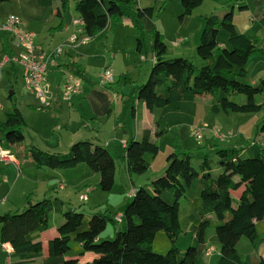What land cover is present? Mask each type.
I'll list each match as a JSON object with an SVG mask.
<instances>
[{
  "label": "trees",
  "instance_id": "16d2710c",
  "mask_svg": "<svg viewBox=\"0 0 264 264\" xmlns=\"http://www.w3.org/2000/svg\"><path fill=\"white\" fill-rule=\"evenodd\" d=\"M36 1L39 8L45 9L58 3V15L69 3ZM8 2L0 0V4ZM202 3L203 0H180L182 13L178 20L186 24ZM237 9L244 11L246 6L239 4ZM74 11L83 21V32L89 39L112 29L127 14L141 34L150 35L153 60L145 83L133 98L147 111L164 108L179 111L182 103L202 97L211 98L209 110L213 114L262 111L263 104L256 98L264 93V79L254 86L243 83L248 61L261 55L262 50L250 33L238 32L233 25L232 9L222 16L211 14L203 18L195 47L202 62L200 68L185 58H166L167 46L153 24L152 7L139 8L136 0H78ZM261 24L264 26V16ZM220 29L227 37L224 47L217 42ZM135 45L141 57L144 48L141 38L136 39ZM63 69L77 80L83 79L81 73L68 65ZM26 128L21 113L12 106L0 123V147L16 160L24 156L30 159L36 169L70 170L83 164L98 175L97 189L111 192L115 166L105 148L89 142H76L64 154L27 148L23 135ZM259 132L264 134V118ZM157 153V143L151 140L149 131L138 139L128 140L123 158L128 176L145 174ZM21 164L19 167L23 169V161ZM241 187L242 193L233 199L231 192ZM181 209L191 233L190 244L183 253L175 246L183 232ZM53 213L60 217V222L43 258L39 235L48 229L49 215ZM121 213L124 230L116 231L112 241H97L111 222L109 217L99 213L89 217L76 211L63 213L60 202L44 199L29 204L20 213L0 216V244H8L12 250L8 264H77L78 258L86 253L95 256L92 264H205L199 256V247L206 244L207 231L212 227L219 245L216 264H247L240 250L241 242L253 249L264 241V144L232 149L213 146L196 160L186 153L173 152L166 157L163 173L147 186L137 188Z\"/></svg>",
  "mask_w": 264,
  "mask_h": 264
},
{
  "label": "crops",
  "instance_id": "0c3cea01",
  "mask_svg": "<svg viewBox=\"0 0 264 264\" xmlns=\"http://www.w3.org/2000/svg\"><path fill=\"white\" fill-rule=\"evenodd\" d=\"M213 1L217 4H220V0ZM228 1H234L236 6L239 4L246 6V9L244 11L239 12H247V14L250 15L248 24H243L240 29H238V32L250 33L255 39H257V37L259 39L262 38V36H264V26L261 24V20L264 16V0ZM12 2H15L16 6H19L20 9L16 15H0V28L2 23L8 16H15L20 20V22H23V28H26V32H30L34 35L33 40L35 45L39 46L47 52H53L55 49L61 48L63 53L59 56H55L47 67L45 83L50 99V106L45 111L38 110L39 106L36 98L32 94L26 92V90L24 89L22 67L17 66V68L14 69L15 71L12 70L14 72V77L17 78L19 76L22 81L21 92L23 93H20V99H18V102L12 103V98L15 95L14 90L9 91L13 93L11 96V100L7 99V101L5 102L0 101V123L5 121V112L9 108L8 104L11 103L19 110L27 125V128L23 131L24 146L27 148L33 146L48 153H67L70 147L76 142H89L93 145L105 148L108 152L109 148H111L112 145L119 144L121 146V149L125 151L126 142L130 139L140 138L144 131H149L151 140L160 145H158L159 151L156 158L152 161L153 163H151L148 171L146 172L147 176H144V178H142L143 176L129 177L124 166V181L120 180L118 184V190H116L117 182L114 181L113 188L111 192L107 193V196H104V194H98V175L89 172V170H84L82 166H77V168L75 167L74 170L70 169V171H75L76 169L82 171L85 179H82L80 181L75 179L73 181L72 179L69 180L67 176H65V170H62L61 172V170L36 169L32 166L30 159H27L25 156L22 160H16L13 157V164H0V216L4 214H15L20 212L19 209H17L16 211H11L14 210L11 208L13 204L12 199L14 197L15 189L18 182L21 180L28 187L30 186L32 190L30 193H28V196H26L25 205H22V208L24 209L27 208L29 204L32 205L39 201L47 199L49 201L60 202L61 210L63 213L66 211L81 212L82 210H86L84 215H87L86 217H89L94 213L102 214L101 212H98L99 210H96L100 206V204H104L108 206L106 210L113 214L114 218L116 215L122 214V210L130 201L129 199H131L132 194L137 188L141 186H147L151 182V180L163 173L166 166V157L169 154L173 153V150H175L166 149L162 153L161 140L163 137L167 136L168 130H159V123L153 124L149 118H145V125H143V127L139 121L136 122L135 120L134 132L132 136L129 135V133L119 125H117V127L113 130V124L112 122H107V118H111L112 115L114 116L116 114V108L114 106V102H112L111 97L112 94L115 95V88L111 87L114 82L108 88H100L96 86L98 85L97 82L99 75L103 70L108 68H110L111 70H115L116 66L118 65L116 59H119V54L115 59L112 55L108 56L107 61V54L109 53L107 50H109V47L112 43L118 42L122 46L123 54L121 55L124 56L123 59H126V56H130L131 54H133V56H130L131 63L129 67H140L138 62H140L141 60L139 55L136 53L135 43L136 39L139 38L141 33L133 24L132 20L130 19V15L127 14L118 23H116L112 29H109L104 34L98 36V38L89 39L84 35L83 32L77 34V40L72 44L68 42L69 38L77 30H80L83 27L72 25V21L79 18L78 14L75 11L70 18L66 17V9L68 8L69 3L65 11H63L59 15L56 12L59 4L56 2L53 3L51 8L49 9L39 8L37 6L36 0H9L8 3L0 4V7H5L6 5H8L6 7H10V4ZM35 5L38 10H34V12H31L27 16V21H25V19L22 17L23 14H25L26 10L28 9L32 10ZM166 5H168L167 0ZM250 7L252 8V10ZM231 9L233 11V7ZM220 12H227V7H224L223 5V9ZM191 15L188 19L189 23L187 22L186 24L177 26L176 31H174L173 37L167 34V30L161 29L156 24L154 25L158 29L164 43L167 46L168 55L166 58L170 59L181 57L192 62L195 61V59H198V61H200L195 54V47L198 43L200 30L201 28H203V24L201 23V21L203 22V18L210 15H205L199 18L200 22L197 23L195 28L190 27V24L192 22ZM38 23H43L44 30L50 32L47 37L41 39L40 33H34L35 31H30V28L33 25H38ZM28 29L29 31H27ZM258 30L262 31L263 33H259ZM147 37L151 45L150 35ZM226 39L227 37H221L218 46L224 47L226 45ZM125 45H127V48H124ZM15 48H18L16 46L15 40L12 37L1 32L0 30V57H11L13 55V51H15ZM258 48L260 49L259 45ZM147 51L148 50H146L145 53L142 51L141 56L144 55L143 57L145 59L147 57L145 56V54H147ZM110 59L113 60L110 61ZM253 59L259 58H251L248 61L247 65ZM150 60L151 62L153 60L152 54ZM66 65H68L72 70H75L83 75V79L78 80L80 87L79 93L72 97L70 104L63 102L61 99V85L64 82L65 76L67 74H70L68 71L63 69ZM96 66V73H93V70ZM93 77H96L97 80L93 79ZM115 98L116 96H114V99ZM201 99L202 98H197L193 102L182 103L179 111H181L183 107H189L190 110L186 115L188 117L190 116L194 118L198 111L199 105H201V102L198 101H203ZM205 99L206 100L204 101V103L208 104V107L206 106V108L209 109L211 98L207 97ZM133 104L134 105L131 108V116L134 118L136 115H138V107L141 104L136 103L134 100ZM143 108L145 109L144 106ZM116 111H119V108ZM145 111L147 110L145 109ZM156 111H165V108ZM191 113L193 114L190 115ZM214 119H216V123L213 124V126L220 128L224 135H227V137L223 136L225 139V141L223 142H226V145L228 146L224 145L223 142H217L216 139L213 138L212 131L216 129L213 128L210 130L211 134L207 131V134L209 135H205L202 138V142L197 148L199 152H196V157L202 156L213 146L224 149H232L245 148L251 145H244L242 143L246 140L243 137L242 133H235V135H233L234 133L232 132L234 131V124H232V122H229V120L227 122L221 121V118L214 117ZM153 125L156 128L152 127ZM117 129H120L121 133H119ZM157 132H160L159 136L156 135ZM263 144L264 141L260 145ZM164 153V162H159L157 169L155 171H152V168L154 167L156 161H158V156L163 155ZM21 161H23V169H20L19 167L22 165ZM26 167H28V171L30 169L34 170V172H32V178L25 176L24 173L26 172ZM115 169L117 170L116 167ZM70 173H72L70 175L74 177L77 176L75 172ZM127 179L129 182V187L127 185ZM242 191L243 188L241 187L239 190L231 192V196L236 200L238 199ZM111 193H114V195ZM83 196L86 197L84 201L81 200ZM95 198H98V201H96ZM2 199H4L3 203H1ZM82 207L84 209H81ZM104 214L106 213L104 212ZM50 217H53V227L49 226L45 232H42L39 235V241L41 242L42 246L41 255L43 258L47 256L48 241L56 237L57 235L56 230L60 222L56 220V217L60 219L58 215L54 213L50 214L49 220ZM114 223L113 225L115 230ZM211 238H213L212 235L210 237V240ZM97 241L99 240L97 239ZM101 241H104V239H102ZM0 249L8 255V260L4 261L3 264H8L9 257L12 254L10 246L8 244H0ZM240 250L243 253V260L247 264H264V241L258 242L253 249H250L248 244H246L245 242H241ZM199 256L203 259L205 264H216L219 260V245L215 244L214 241H210L208 243L206 242V244L199 247ZM94 258L95 256L92 253H86L84 256L78 258L77 264H92Z\"/></svg>",
  "mask_w": 264,
  "mask_h": 264
},
{
  "label": "rangeland",
  "instance_id": "374dc122",
  "mask_svg": "<svg viewBox=\"0 0 264 264\" xmlns=\"http://www.w3.org/2000/svg\"><path fill=\"white\" fill-rule=\"evenodd\" d=\"M77 1L78 0H68L69 6L66 9V17L67 18H70L71 15L74 14L75 4ZM167 2H168V5H166V0H136V3L139 7H142V8L152 7L154 9L153 20H152L153 24L158 25V27H160L161 29L167 30V34L169 36L173 37L174 31H176L177 26L183 24V22H180L178 20V16H180V14L182 13V9L180 6V0H167ZM223 5H224V7H227V11H229L233 7V12H234V20H233L234 23H233V25L237 28V30L240 29V27L243 24H248V19H249L250 15H248L247 12H239L234 1L230 2L228 0H220V4H217L213 0H203V3L201 4V6L196 8L192 12V15H191L192 16L191 17L192 22L190 24V27L195 28L197 23L200 22L199 18H201L205 15L207 16V15H211V14H216L218 16H222L223 13H221L220 11H222ZM6 6H8V5H6ZM6 6L0 7V15H4V14L16 15L20 9L19 6H18L19 8L16 6L15 2H12L10 4V7H6ZM34 10H38L36 8V5L34 6V8L32 10L31 9L26 10V13L23 14V16H22L25 19V21H27V19H28L27 16L31 12H34ZM251 10H252V8H251ZM7 18L2 23V25L6 22ZM187 22L189 23V21H187ZM22 23L23 22H21V27L24 31H26V28L25 27L23 28ZM201 23L203 24L202 21H201ZM2 25H1V27H2ZM155 28H156V26H155ZM202 29L203 28H201L200 33H201ZM258 29H259V25H258ZM0 30H1V28H0ZM156 30L158 31L157 28H156ZM27 31H29V29ZM30 31H35L34 33H40L41 39L47 37L50 33L48 31L44 30L43 23H38V25H33L30 28ZM258 32L261 33L262 31L258 30ZM147 36H149V34L147 32H145V34L143 33L139 36V38H141V40L143 42V46H144L143 52L145 53V51L148 50L146 52L147 54H145V56H147L146 59L143 61H140L141 63L138 62L140 67H134V66L129 67V65L131 63V57L130 56H133V54H131L130 56H126L125 57L126 59H123L124 56L121 55V54H123L122 53L123 52L122 46L118 42L112 43L111 46L109 47V50H107L109 52L107 54V61H108V56H110V55L114 56V59L116 58V56L118 54L120 55L119 59H116V61L118 62L116 69L111 70L110 68H108L112 72L114 84L113 85L112 84L102 85L99 81V78H98V82L96 81L98 85H96V86L100 87V88H106V87L108 88L109 86L112 85L111 87L115 88L114 89L115 95L112 94L111 97H112V102H114V106H115L116 110L119 108V111L115 110L116 114L114 116L112 115L111 118H107V122L108 121L112 122L113 130L117 127V125H119L124 130H126V132H128L129 135L132 136L133 132H134L135 120H136V122L139 121L143 127V125H145V118L146 119L149 118L153 124L159 123V125H160L159 130H162V131H164V129L168 130L167 136L163 137L161 140V151H162V153L166 149H175V150H173V152H175V153H186L193 160H196V152H199V150L197 148L200 146V143L202 142V141H196L193 138V134L191 132L193 129H196L200 125L206 126L204 133H203V137H204L205 135H209V134H207V131L211 134L210 130L213 128H216L215 130L218 129L220 135L227 137V135H224V133L221 131L220 128L213 126V124L216 123L215 122L216 119H214V117L215 118H221V121H224V122H227L228 120H229V122H232V124H234V128H233L234 131L232 132V133H234L233 135H235V133H242L243 137L246 139L245 141L242 142L244 145H250V144L252 145L254 143L260 145L263 143L264 135H261L259 130H260V125H261L263 118H264V93L261 95V97L256 98V100L258 102L263 104L262 111L258 114H229L230 117L224 115L223 113L216 115V114L211 113L209 111V109L206 108V106L208 107V104L204 103V101L206 100L205 98H207V97H202L201 100H203V101H198V102H201V105H199L198 111H197L196 116L194 118L190 117V116L188 117L186 115L188 113V111L190 110L189 107H183L182 110L179 111L180 113L178 111H171L168 109H165V111H156L155 110V111L150 112V111H145V109L143 108L142 105H139L138 115H136L133 118L131 116V108L134 105L133 104V96L137 93L138 88L142 84L145 83L147 76L149 74V71H150V67H151V60H150L151 45L149 43ZM196 37H197V34H196ZM221 37L226 38V34L223 30L220 29L218 37H217L218 43H220ZM195 39H197V38H195ZM257 40H258V45H259L260 49L262 50V54L255 56L254 58H259V59H253L245 67V70L247 72V77L245 78V80H243V83H245L247 85H253V86L259 84V82L264 79V36H262V38H260V39L257 37ZM33 42H34V40H33ZM127 45H125L124 48H127ZM19 53H20L19 49L15 48V51H13V55L11 57L10 56H5V57L2 56L3 58L0 57L1 58L0 61H2L3 59L8 60L7 63L5 64V66L3 67V69L1 70V77H0V101L1 102L7 101L8 93L11 90H14V93H15V95L12 98V103L18 102L19 101L18 99H20V93H23V92H21L22 81H21L19 76L17 78H15L14 72L12 71V70L16 69L17 66H19L18 64H15L12 62L13 59H18ZM111 60H113V59H110V61ZM192 64L196 68H200L202 66V63L200 61H198V59H195V61H193ZM96 69H97V66L93 70V73H96L95 72ZM18 71H19V69H18ZM102 72H101V74H102ZM93 79L97 80L96 77H93ZM114 96H116L115 99H114ZM238 103H240V101H238ZM8 106H9L8 109H10L14 105L9 103ZM191 107H192V105H191ZM191 109H193V108H191ZM159 112H164V113H159ZM192 114L193 113H191L190 115H192ZM39 122H41V121H39ZM152 127L156 128L154 125ZM117 130L119 133H121L120 129H117ZM216 141L222 143L223 141H225V139L223 141H219V140H216ZM223 143H224V145H226V142H223ZM158 145H160V144H157V146ZM226 146H228V145H226ZM158 151H159V149H158ZM109 152H110V154H109L110 157L113 159L114 166L117 168V170L115 169V173H114V181L117 182L116 190H118V188H119L118 184H119L120 180L124 181V175H123V168L125 166L124 160H123L124 150H122L121 146L119 144H117V145H112L111 148H109ZM211 156H213V155L211 154ZM164 159H165V153L163 155H159L157 158L158 161H156L154 167L152 168V171H155L159 165V162L162 161V163H163ZM79 166H82V168H84V170H88V168L83 164H81ZM25 170H26V172L24 171L25 176L32 178V172H34V170L30 169L28 171V167H26ZM61 172H62V170H61ZM65 172L66 173H64V174H65V176H67V178L69 180L72 179L74 181L75 179H77L78 181H80L82 179H85L83 172L79 171L78 169H76L75 171L65 170ZM70 172H75V174H77V176L74 177V176L70 175V174H72ZM132 176H136V175H131L129 177H132ZM141 176H143L142 178H144V176H147V175L145 173ZM126 181H127L128 187H129L128 179ZM31 191L32 190H31L30 186L28 187L26 184H24L20 180L17 184V187L15 189V193H14V197L12 199L13 204H12L11 209H14V210H11V211H16L17 209H19L20 212H22L24 209V208H22V205H25L26 196H28V193H30ZM98 194H104V196H107V193L100 192V191H98ZM111 194L114 195V193H111ZM113 195H111V196H113ZM85 199H86V197H85ZM95 200L98 201V198H95ZM107 207L108 206H106L104 204H100V206L96 210V211L99 210L98 212H101L102 214H104V212H105L106 213L105 215L107 217H109V219L111 220V222H109L107 224L105 230L99 236V238H98L99 241H101L102 239H104L106 241H112L114 239L115 231H123L124 230V228L121 224L114 223V218H113L114 215L106 210ZM233 207H235L234 203H233ZM81 209H84V208L82 207ZM78 211H81V210H78ZM85 211L86 210H82L80 213L84 214ZM11 213H14V212H11ZM180 217H181L183 232L177 238L175 246L177 247V249H179L181 251V253H183L188 248V246L190 244L191 233L188 232V229H187L188 223L186 220L184 209H181ZM112 218H113V220H112ZM56 220L60 221V219H58V217H56ZM112 222L115 224V230H114V225ZM49 226L53 227V217H50ZM211 235L213 236V238H211V240H210ZM210 241L211 242L214 241L215 244H217L216 243L217 241L213 235L212 227L210 229H208V231H207V243ZM242 242H244V241H242ZM154 247H155V245H154ZM159 251H162V250H159ZM6 260H8L7 253L1 251V249H0V264H3L4 261H6Z\"/></svg>",
  "mask_w": 264,
  "mask_h": 264
},
{
  "label": "built area",
  "instance_id": "2783aa9c",
  "mask_svg": "<svg viewBox=\"0 0 264 264\" xmlns=\"http://www.w3.org/2000/svg\"><path fill=\"white\" fill-rule=\"evenodd\" d=\"M73 26L83 27V21L78 18L72 21ZM1 31L12 37L16 46L19 48L20 53L18 59H13L12 62L18 64L23 70V81L24 89L26 92L32 94L37 102L39 109L48 108L50 106V99L47 92V86L45 83V77L47 73V67L53 60L55 56H59L63 53L61 48L55 49L53 52H47L35 45L33 42L34 35L30 32H26L21 27L20 20L15 16H9L6 22L2 25ZM83 33V28L77 30L69 38V43H74L77 40V34ZM140 60H145L142 56ZM7 59L0 61V77L1 70L7 63ZM99 81L102 85L113 84L114 79L110 69H105L99 76ZM80 90L78 80L71 74H67L64 78V82L61 85V99L63 102L70 104L71 98L78 94ZM206 126H198L196 129L192 130L193 138L196 141H201L203 138V133ZM213 137L216 140L223 141L224 138L220 135L218 130L213 131ZM14 159L9 151L3 150L0 147V164H13ZM81 200H85V196ZM4 199L1 200V203ZM122 214L116 215L114 217L115 223H121Z\"/></svg>",
  "mask_w": 264,
  "mask_h": 264
},
{
  "label": "water",
  "instance_id": "95a60500",
  "mask_svg": "<svg viewBox=\"0 0 264 264\" xmlns=\"http://www.w3.org/2000/svg\"><path fill=\"white\" fill-rule=\"evenodd\" d=\"M12 94H13L12 92H9V93H8V96H9V97H11V96H12Z\"/></svg>",
  "mask_w": 264,
  "mask_h": 264
}]
</instances>
